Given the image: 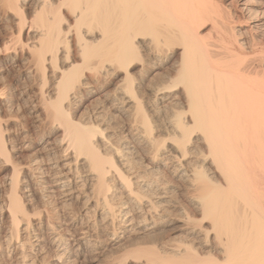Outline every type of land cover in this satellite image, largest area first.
Instances as JSON below:
<instances>
[{
  "label": "bare ground",
  "instance_id": "obj_1",
  "mask_svg": "<svg viewBox=\"0 0 264 264\" xmlns=\"http://www.w3.org/2000/svg\"><path fill=\"white\" fill-rule=\"evenodd\" d=\"M227 9L223 0H0L13 25L0 34V166L9 167L0 264H40L45 226L55 264L69 261L87 229L65 237L50 215L30 217L24 194L72 198L87 178L103 224L136 211L153 226L184 187L171 217L183 235L150 236L129 252L138 264H264V0ZM7 66L20 70L18 91ZM23 104L57 150L20 159L30 143L8 131Z\"/></svg>",
  "mask_w": 264,
  "mask_h": 264
},
{
  "label": "rangeland",
  "instance_id": "obj_2",
  "mask_svg": "<svg viewBox=\"0 0 264 264\" xmlns=\"http://www.w3.org/2000/svg\"><path fill=\"white\" fill-rule=\"evenodd\" d=\"M223 1L226 4V6L228 7L227 10L231 11L232 8L234 7L235 0H223ZM1 18L3 21L1 20ZM8 19L9 18L4 19L3 17H0V27H1L0 31H2V32H0L1 35L3 33V30L8 29L9 25H12L11 24L12 22L10 21V19L9 20ZM2 23H4V24H2ZM7 23H8V25H7ZM247 24H249L248 20L245 22V25H244V28H246V29L248 28ZM12 27H13V25H12ZM26 31H27V29H25V32ZM7 67L5 68L4 75H6L8 77L9 72L11 73V76H13V77H11L9 75V77L7 79H9L11 77V79H9V81L11 80L10 82L12 83L11 84L12 89L15 88L17 90L21 86L20 82H22V80H23V79H21L22 77H20L21 76L20 70H19V68L12 67V66H11V68H10V66H7ZM6 70H7L8 75L6 74ZM163 70L164 69H162V71ZM13 86H15V87H13ZM16 90L14 92H16L15 96H17L16 98H18V100H22L23 98L26 97L25 93L22 95H18L19 94L17 92L18 90L17 91ZM97 96L98 95L93 94V95L87 97L84 101V105L85 104L86 105L85 106L83 105V108H81L80 112L83 113V112H86V111L92 109L94 106V101H96L95 98ZM91 100H92V103H91ZM86 108H88V109H86ZM14 109L15 108H13L14 112L13 111H12L13 113L11 112L14 116L12 117L13 121L10 124V128H9L8 132L10 135H12L13 140L14 139L16 140V143L21 140V138L24 134H26V137H27L26 139L30 143V147L28 149H23L20 152V154H19L20 159L22 156H24V158L27 157V154L32 153V152L34 154H37V155H39V154L42 155V154H44L45 151L47 152V151L57 150V147L55 144V135H51L47 132H42L41 130H39L36 127V125H35L36 117H34V116L37 113L35 112L34 108H31L30 105H27V104L24 105L23 104L22 106L19 107V109H17V110L16 109L14 110ZM168 110H169V112H168ZM170 111H171L170 108H166V110L163 108L162 112H161L162 117L164 118V115L169 114ZM120 119H122V118L119 117V119H117V125H114V126H116L115 128L117 131L121 130L120 125H122V122L120 121ZM118 127H119V130H118ZM115 128H114V130H115ZM162 135L164 136V134H162ZM41 140H45V142L41 141ZM114 140H115V138H113V142H115ZM52 143H54L55 146ZM48 145H51V146L53 145V146L51 148V146H48ZM42 146L45 147L44 150H43ZM47 146L50 148H47ZM25 153H26V155H24ZM21 154H22V156H21ZM19 156H18V158H19ZM78 166H79V172H81L84 175H82L81 173L80 174L83 176L84 179H86L87 173L85 171V168L80 166V165H78ZM7 173H9V167L1 165L0 166V190L3 188V183H2V180L4 179L3 176L4 177L7 176L8 175ZM86 180L88 181L89 179L87 178ZM87 181H86V186L84 187L85 189H82L80 194L76 195L77 197L75 196L72 198H67L66 196H61L58 192L52 193L50 196L43 195V197H42L41 192L39 190H37V188H35V189L31 188L29 192H25V194H24L25 201L28 200V201H26V203H27V207H28L27 210L30 214V217L34 218L36 220L38 218V214L41 217L43 216L42 219L45 217V214L50 215V218L53 219L52 223L55 225L54 228L58 229L56 231H58L59 233H63V235L65 237H67L69 239L78 238L81 235L79 233L81 231H83V229H85V228L87 229L88 232L86 233V237L84 238L87 242L85 241L79 250H75L73 248L75 246H73L71 248V251H73L74 253L72 252L73 254H72L71 259H69V261H67L65 264H115V263L116 264H138L136 259L131 254H129V252L132 249L143 247L146 244V242L148 241L150 236H152V237L154 235L159 236L162 233V234H164L163 236H165V237H170V236H171V238L172 237L173 238H180L181 237L182 233L180 231H178L177 228L175 227L177 225V221L171 219V217L173 218V216L179 217L180 212L178 210L179 207H178L177 200L178 199L182 200L184 197V187L182 186L181 183L178 182V184H177L178 187H176L175 188L176 190H174V192L175 191L176 192L175 193L172 192V194H171L172 197L175 196L174 199H172L171 202L169 201L170 203L168 202V208L169 209L171 208L170 210L172 212V215L170 217L164 218L163 220L157 219L158 222L156 220L155 223L153 224V226H150L151 224H149V226H150L149 227L148 225L145 224L144 221L142 222L140 215L136 211H134L132 213L134 221L123 220V218L118 217L114 220V222L112 224L111 223L103 224V223H100V221L97 222L99 225L106 226V227H104V226H98V224L95 223V221L93 219L91 208H89V207L92 206V203H94V200L97 198V193L91 190V188H90L91 187L90 186L91 181H88V182ZM87 183H88V185H87ZM31 184L33 185V183H31ZM88 190H90V192ZM82 193H84V194H82ZM57 194H58V196H56ZM95 194H96V196H95ZM42 198H44V199H42ZM88 198H90V199H88ZM85 199H86V201L88 199V201L87 202L84 201ZM63 200H65V201H63ZM113 200H114V202L111 201L112 203L111 202L110 203L112 205L115 204L114 210L117 213V211L119 210V208H118L119 201L116 199H113ZM83 204H85L86 206ZM85 210L89 211L87 214L89 216V218L82 217ZM193 213L195 216H197V214H195V212H193ZM80 215H82V216H80ZM165 219H167V221H165ZM169 219H171V221ZM159 220H160V222L161 221L162 222L160 223ZM72 221H73V223H72ZM172 221H173V223H172ZM82 222L84 223V225ZM168 222H170V223L168 224ZM90 223H91V225H90ZM93 223L96 224L97 226H95ZM171 227H173V230ZM43 230H44V233H43L44 239H42V241H41V244H42L41 250L42 251L39 250L38 252H36V256L39 258V260L42 258L40 260V264H55L56 251L54 250V248L50 247V245L47 244L48 243L47 239L50 237L49 232H51V231L49 228H46V226L43 228ZM76 235H78V236H76ZM29 250L27 249L30 256L32 257L33 254ZM4 254L5 255H3L4 256L3 260L8 261L9 259H7V257H5L7 253L5 252Z\"/></svg>",
  "mask_w": 264,
  "mask_h": 264
}]
</instances>
